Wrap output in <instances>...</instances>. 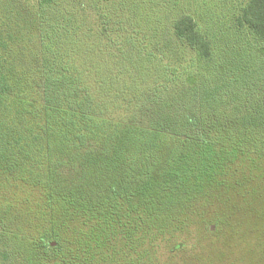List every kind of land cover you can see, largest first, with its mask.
Returning <instances> with one entry per match:
<instances>
[{
  "label": "trees",
  "instance_id": "16d2710c",
  "mask_svg": "<svg viewBox=\"0 0 264 264\" xmlns=\"http://www.w3.org/2000/svg\"><path fill=\"white\" fill-rule=\"evenodd\" d=\"M168 1L33 0L0 30V264H178L223 222L212 188L264 221V0L226 31Z\"/></svg>",
  "mask_w": 264,
  "mask_h": 264
},
{
  "label": "rangeland",
  "instance_id": "374dc122",
  "mask_svg": "<svg viewBox=\"0 0 264 264\" xmlns=\"http://www.w3.org/2000/svg\"><path fill=\"white\" fill-rule=\"evenodd\" d=\"M30 1L31 2L26 8L25 5L27 4V0H0V30H7V32H10L11 34L19 35V23H22L23 20L19 22L16 20L15 24V22H13L15 17L13 12H16V14L20 13V19L32 18L37 12L35 9V3H33V0ZM245 1L246 0H170L166 2L170 8H166L165 11H169L170 14L171 12H189L195 18L200 20L203 29L209 27L213 30L220 29L226 31L227 18L224 11L231 7L234 13L237 6H240ZM9 10L12 12H8ZM171 15L173 16V14ZM230 17L231 15L229 18ZM6 19H8V28L6 26ZM95 20L96 18L93 10L92 8H89L87 14L85 15L84 29L89 31L88 34L90 37L92 36L90 31H94L96 27L94 22ZM141 28L144 27L140 25V29ZM148 32L150 33L151 30ZM188 58L189 57L186 59ZM30 95H32L31 99H34L36 106H38V94L36 92H31ZM36 114L39 117L41 112L38 111ZM248 165L249 163H244L245 168H247ZM256 177L260 178L259 171H257ZM240 180V178H237V182ZM240 182L242 183V181ZM233 184H235L234 181H232L231 185ZM13 189L15 190V188ZM232 190L233 189L229 187L224 191V193H221L219 192L220 190L216 192V190L212 188L209 191L212 196L208 194L210 198L203 197L207 200L203 203L199 202V205L202 206L211 205V211H218L216 212L217 214L211 213L212 216L217 215L220 217L221 215L223 222H208L206 229H200L199 251L194 252V254L185 253L184 255H179L180 263L178 264H189L187 261L192 258H194L192 262L197 264H264L263 259L259 256L260 249L255 246L254 243L255 237L259 240L260 235L263 232L264 221L256 223L255 216L252 213L245 211L243 206L238 209L239 220H236L235 213H231V210L229 209L231 206L237 208L235 203L237 205L239 204L236 202L234 196L236 192L241 193L242 190L235 192ZM27 194L34 195L33 191H31V189L27 186L23 188L22 192H18L19 197H25ZM254 223L257 226L254 225ZM242 229L243 235L238 238L237 235L242 231ZM205 230H207L206 233L204 232ZM214 231V234L217 236L211 235V232ZM250 247L254 249L252 250Z\"/></svg>",
  "mask_w": 264,
  "mask_h": 264
}]
</instances>
